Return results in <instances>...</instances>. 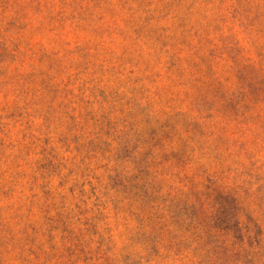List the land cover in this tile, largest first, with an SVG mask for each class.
I'll list each match as a JSON object with an SVG mask.
<instances>
[{
  "label": "rangeland",
  "instance_id": "rangeland-1",
  "mask_svg": "<svg viewBox=\"0 0 264 264\" xmlns=\"http://www.w3.org/2000/svg\"><path fill=\"white\" fill-rule=\"evenodd\" d=\"M0 264H264V0H0Z\"/></svg>",
  "mask_w": 264,
  "mask_h": 264
}]
</instances>
